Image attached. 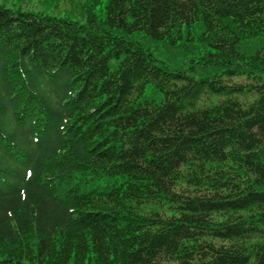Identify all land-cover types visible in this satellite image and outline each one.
Returning a JSON list of instances; mask_svg holds the SVG:
<instances>
[{
  "label": "trees",
  "instance_id": "1",
  "mask_svg": "<svg viewBox=\"0 0 264 264\" xmlns=\"http://www.w3.org/2000/svg\"><path fill=\"white\" fill-rule=\"evenodd\" d=\"M0 264H264V0L0 4Z\"/></svg>",
  "mask_w": 264,
  "mask_h": 264
},
{
  "label": "rangeland",
  "instance_id": "2",
  "mask_svg": "<svg viewBox=\"0 0 264 264\" xmlns=\"http://www.w3.org/2000/svg\"><path fill=\"white\" fill-rule=\"evenodd\" d=\"M85 0H0V4L9 7H21L23 10H38L46 13L60 15L63 13H77L81 3ZM174 59H183L182 56ZM182 62V61H181Z\"/></svg>",
  "mask_w": 264,
  "mask_h": 264
}]
</instances>
